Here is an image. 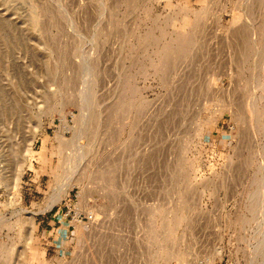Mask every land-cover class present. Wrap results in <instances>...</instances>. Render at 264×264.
<instances>
[{
  "label": "rangeland",
  "instance_id": "1",
  "mask_svg": "<svg viewBox=\"0 0 264 264\" xmlns=\"http://www.w3.org/2000/svg\"><path fill=\"white\" fill-rule=\"evenodd\" d=\"M262 1L0 0V264L252 263L263 138L239 116L262 98ZM172 30L187 46L159 75L149 65ZM88 78L95 148L67 182L61 141L77 135Z\"/></svg>",
  "mask_w": 264,
  "mask_h": 264
},
{
  "label": "bare ground",
  "instance_id": "2",
  "mask_svg": "<svg viewBox=\"0 0 264 264\" xmlns=\"http://www.w3.org/2000/svg\"><path fill=\"white\" fill-rule=\"evenodd\" d=\"M246 2H248L249 0H245ZM261 2V1H260ZM251 3V2H250ZM246 4V3H245ZM262 5L264 6V0L262 1ZM241 11V10H240ZM245 12V11H244ZM251 26H252V24H251ZM250 29V28H249ZM252 29V36H253V38H252V40H251V45H257L256 43L258 42V39L256 38V35L258 34L257 33V31H259V26H258V24H257V26L255 25V26H253V28H251ZM175 31H173L172 30V32L170 33V34H172V35H170L169 37H173L174 36V33ZM177 32H179V31H176V33ZM251 32V31H250ZM260 32V31H259ZM182 34H184L183 32H181ZM180 33V34H181ZM178 34V33H177ZM181 34V35H182ZM251 34V33H250ZM260 35H261V33H260ZM183 36V35H182ZM182 36H174V39L175 40H171V38L169 39L170 41H171V43H170V41L168 42L170 45H167V46H162V48L163 49H161V50H158L157 52H155V55H156V62L155 61H152L151 63H150V61H149V63H150V65H149V68L151 67V68H156L157 70H158V68L160 67L161 69H162V66L167 62V57H169V53H171L172 51H174V48H176V52H177V49L179 48V46H184V45H186L187 43L186 42H188L187 41V38L185 37H182ZM186 36H188V35H186ZM259 36V35H258ZM264 36V35H263ZM190 38H191V36H189ZM248 37V36H247ZM251 38V37H250ZM256 38V39H255ZM190 40V39H189ZM263 42H264V40H263ZM184 43H186V44H184ZM191 43H189V45H190ZM247 45V47H249V44H250V42L249 41H247V43H246ZM162 45H164V44H162ZM250 45V46H251ZM159 46V45H158ZM158 46L156 47V48H158ZM176 46H178V48L176 47ZM181 46V47H182ZM187 46V45H186ZM161 48V47H160ZM186 48V47H185ZM173 49V50H172ZM246 49V48H245ZM179 50V49H178ZM180 51H183V50H180ZM254 51V50H253ZM184 52V51H183ZM186 52V51H185ZM184 52V53H185ZM152 53H154V52H152ZM243 53H245V52H243ZM258 52H257V50H256V54H257ZM153 56H154V54H152ZM242 56H243V54H241ZM246 55H248V54H246ZM245 55V56H246ZM86 57V56H85ZM254 57L255 56H252V58L254 59ZM150 58V57H149ZM153 58V57H152ZM180 58V57H179ZM178 58V59H179ZM246 58H248V57H245V59ZM252 58H251V60H252ZM149 60H151V59H149ZM86 62V61H85ZM246 62V61H245ZM254 62V61H253ZM87 63V62H86ZM169 63V62H168ZM88 64V63H87ZM171 64V63H170ZM254 64V63H253ZM84 65V64H83ZM159 65H161V66H159ZM84 66H86V65H84ZM91 67H92V64L90 65ZM83 68V67H82ZM85 68H87V70L88 69H90V68H88L87 66L85 67ZM93 68V67H92ZM95 68H97V67H95ZM150 68V69H151ZM155 69V70H156ZM160 69V70H161ZM157 70H156V72L155 73H158L157 72ZM80 71H82V69H80ZM84 71H85V69H84ZM159 71V70H158ZM162 71V70H161ZM83 72V71H82ZM97 72V71H96ZM95 72V73H96ZM160 72V71H159ZM84 73V72H83ZM86 73L87 72H85V75H86ZM91 73V72H90ZM155 73H154V75H155ZM162 72H160V73H158L159 75L161 74ZM261 73H262V83H261V85H260V87H261V92H260V95L262 96V98L261 99H259L255 94H257V92H256V90H254V91H252V94L255 96V97H257L256 99H254L253 97H250L249 99H250V101L249 102H247V107H246V109H245V111L243 112V114H241V116H239L240 117V122H242V123H244V121H246L247 123H248V125H249V128L251 129V130H253V131H258V133L259 134H261V136H262V138H263V144H262V147H261V151H262V155H261V157H262V162L259 164V166H258V168H257V171H256V173H255V175H254V178H253V185L255 186V192L253 193V194H251L250 196H249V203H250V205H249V209H251L252 211H256V213L258 214V212H260L261 211V214H262V210L264 209V60H263V64H262V69H261ZM256 74V73H255ZM81 75V74H80ZM84 75V76H85ZM89 75V74H88ZM87 75V76H88ZM91 75V74H90ZM90 75H89V77H90ZM158 75V76H159ZM81 76H83V75H81ZM156 76H157V74H156ZM82 78H84V77H82ZM85 78H87V77H85ZM84 78V79H85ZM91 78V77H90ZM90 78H88V79H86V82L85 83H83L84 84V86L82 87V89H81V86H80V89H81V91H80V89L78 88V90H79V92H80V94H78V95H80V99H78L77 100V102H78V105H79V107H80V111H82V115H80V113H79V116H81V117H78V118H80L79 119V127L78 128H76L77 130V135H75L76 137H74V139H72L70 142H66V141H64V140H62L61 141V143H62V147L65 149H67L68 148V146H69V152H68V154H67V160L69 161V171L70 172H72L71 174H69V176H66V177H63V179H65V181L67 180V182L68 181H72V177L75 175H78V173H77V171L75 170V168H77V166L80 164V162H82V161H84L86 158H88L90 155H92L93 154V152H94V148H95V143H90V141H88V140H86V137L89 135V132H90V130H91V128H92V126H91V124H93L92 123V117H91V108H92V93H93V89H92V84L91 83H93L92 81H90L91 79ZM252 78H253V76H252ZM82 80V79H81ZM253 80V79H252ZM69 81V80H68ZM82 81H85V80H82ZM97 83V82H96ZM80 84H81V82H80ZM82 84V85H83ZM252 84H253V81H252ZM258 84V83H257ZM65 86H67V84L65 85ZM70 86V85H69ZM258 87H259V84H258ZM257 87V88H258ZM65 88V87H64ZM64 88H57L55 91H54V93H51L52 95H51V104L53 103V106H52V109H56V108H58V107H60V106H63L64 105V101L66 100V96H65V93H66V90H67V88H66V90H64ZM94 90H96V89H94ZM251 90H252V88H251ZM259 95V96H260ZM77 98H79V97H77ZM258 99V100H257ZM229 105H231V104H229ZM134 105H133V102H132V100H130V101H127V102H125L124 103V105H121L120 107H121V109L124 107V108H126V110L128 109V110H130V108L132 109V107H133ZM137 110V109H136ZM130 111H132V110H130ZM95 112V111H94ZM97 113V112H96ZM126 117V116H125ZM100 119V118H99ZM246 119V120H245ZM99 122V121H98ZM199 122V121H198ZM197 122V124H199ZM238 123H239V121H238ZM96 124V123H95ZM99 124V123H98ZM99 128V127H98ZM97 128V129H98ZM97 131V130H96ZM252 131V132H253ZM94 132H95V129H94ZM79 136V137H78ZM95 138V137H94ZM94 140V139H93ZM259 152V151H258ZM261 154V153H260ZM256 158H258V156L256 157ZM259 158H260V156H259ZM66 160V161H67ZM261 161V160H260ZM71 165V166H70ZM178 169H177V173H178ZM194 172H196V171H194ZM194 172H191V173H193L194 174ZM181 173V172H180ZM190 173V174H191ZM183 174V173H182ZM81 175V174H80ZM179 175V174H178ZM184 175V174H183ZM82 177L84 176V174L82 173V175H81ZM191 176H192V174H191ZM194 176V178H196L195 177V175H193ZM180 177V176H179ZM178 177V178H179ZM186 176H184V178H185ZM189 177V176H188ZM178 178L176 179V181L175 182H177V180H178ZM187 178V177H186ZM71 179V180H70ZM174 180V179H173ZM185 180V179H184ZM183 180V181H184ZM186 181V180H185ZM224 182V181H223ZM178 183V182H177ZM177 183H176V185H175V187H177V186H181V185H177ZM65 184H67L66 182H65ZM225 185V184H224ZM172 186H174V185H172ZM222 186V185H221ZM68 187V186H67ZM173 189H175L174 187H173ZM179 189V188H178ZM61 190H63V189H61ZM181 190H182V187H181ZM68 191H69V187L65 190V191H63L59 196H56V197H54L55 199H54V201L53 200H51V202H53V203H56V202H59L61 199H62V197H63V195H65V194H67L68 193ZM174 192H175V190H174ZM178 192H180V191H178ZM178 192H175V194H177ZM174 194V193H173ZM176 197H177V195H176ZM180 197V196H179ZM65 198V197H64ZM182 199V198H181ZM179 200H180V198H179ZM177 202H179V201H177ZM181 202V201H180ZM180 204H183V201L180 203ZM179 204V205H180ZM51 205V204H50ZM53 205V204H52ZM51 205V206H52ZM175 205H177L176 203H175ZM49 209V208H48ZM178 212V211H177ZM152 213V212H151ZM157 211H154L153 213H152V215L153 214H156L157 215ZM171 214H173V212L171 211ZM151 215V214H150ZM174 215H176L175 213H174ZM174 215H172V216H174ZM178 215V214H177ZM153 216H155V215H153ZM158 216V215H157ZM171 216V217H172ZM177 216H174V217H172L171 219H168V218H166V219H163L162 220V223L160 222V225H161V227H159L162 231H163V237L164 236H166L167 234H168V232H171L172 233V231H170L171 230V224H173L174 223V225L175 224H177V223H179V222H182V220H183V218H182V220L181 219H179V218H176ZM90 218V217H89ZM170 218V217H169ZM153 221V223L152 224H154L155 222V219H153L152 220ZM93 224V223H92ZM156 224V223H155ZM154 224V225H155ZM158 224V223H157ZM159 225V224H158ZM171 225V226H170ZM173 225V227H175L174 228V230L177 228L176 227V225L174 226ZM179 225V224H178ZM156 226V225H155ZM154 226V227H155ZM157 227V226H156ZM156 227L155 228H153V225L151 226V228H149L150 230H148L149 232H151L152 231V229H153V231L155 232V229H156ZM82 228V227H81ZM86 228V227H85ZM81 231L82 232H86V231H83L82 229H81ZM152 231V232H153ZM156 231H157V229H156ZM176 231V230H175ZM82 232H80L81 233V235H83L82 234ZM151 233V235H153V234H156L154 237H155V240H157L156 238L158 237V234L157 233ZM148 234V233H147ZM173 234V233H172ZM175 234V233H174ZM169 235V234H168ZM154 242V241H153ZM163 242V239L161 240V239H159V243H162ZM180 252V251H179ZM183 253V252H182ZM252 254H253V256H254V260L252 261V263L251 264H257V261H256V259L257 258H259V257H261L262 258V262L260 263V264H264V230L263 231H261L260 233H259V237H258V239H257V241H256V243H255V245H254V247L252 248ZM171 255H172V257L173 258H178V259H180V260H183V257H184V255L183 254H180V253H175V254H172L171 253ZM170 256V255H169ZM169 259H170V257H169Z\"/></svg>",
  "mask_w": 264,
  "mask_h": 264
}]
</instances>
